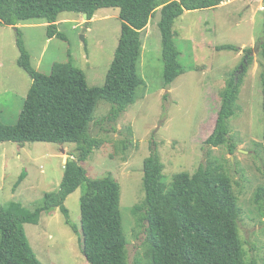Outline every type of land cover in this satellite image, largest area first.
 I'll use <instances>...</instances> for the list:
<instances>
[{"label": "rangeland", "instance_id": "obj_1", "mask_svg": "<svg viewBox=\"0 0 264 264\" xmlns=\"http://www.w3.org/2000/svg\"><path fill=\"white\" fill-rule=\"evenodd\" d=\"M263 8V0H229L214 8L185 11L173 26L185 72L170 85L164 81L158 10L141 33L138 69L145 82L137 89L136 101L118 119L109 118L113 103L104 99L98 102L89 133L104 143L82 164L89 177L110 175L120 183L128 264L145 251L147 222L141 220L142 211L136 208L145 197V158L157 150L168 183L174 174L194 173L206 162L205 140L216 125L220 92L248 53L253 62L248 64L237 112L229 119L238 147L235 154H230L227 146L214 147L213 158L230 174L239 197L243 210L239 230L247 262L264 264V205L256 201L258 187L264 186V52L258 47L264 32ZM119 14V8H101L90 21L84 14L63 12L58 29L67 39L49 38L45 20L21 21L17 26L37 70L49 75L55 62L71 60L82 69L89 85L102 86L119 44ZM222 44H235L239 51L217 49ZM246 48H252L251 52ZM19 56L16 28L1 26L0 113L7 124L18 122L32 85L30 75L17 63ZM76 148L75 143H0V207L21 202L25 213L41 205L46 192L60 188L64 158L76 154ZM22 174L25 178L19 181ZM85 191L84 183L65 203L78 225ZM25 230L43 264H90L81 236L66 223L60 209L43 212L39 222L26 223Z\"/></svg>", "mask_w": 264, "mask_h": 264}, {"label": "trees", "instance_id": "obj_2", "mask_svg": "<svg viewBox=\"0 0 264 264\" xmlns=\"http://www.w3.org/2000/svg\"><path fill=\"white\" fill-rule=\"evenodd\" d=\"M229 0H0V27L13 26L20 51L18 65L32 78L26 101L16 124H7L0 113V143L54 142L75 143L60 188L46 192L43 202L31 212L22 211V203L12 201L0 207V264H43L28 239L25 224H37L43 212L60 209L66 223L81 236L83 252L90 264H128L127 236L120 209L121 186L110 176L89 177L82 164L104 141L89 133L98 102L115 105L109 118L118 119L137 98V89L145 82L138 64L143 49L142 31L158 10L162 35L165 85L185 72L180 50L175 43L173 26L185 11L214 8ZM264 3V0H263ZM101 8H119L122 21L119 44L102 86L89 85L79 67L70 60L55 62L51 74L37 70L31 63L21 21L45 20L49 38L67 39L58 29L63 12L87 14L92 20ZM264 17V8H263ZM258 47L264 52V32ZM217 49L239 51L235 44ZM251 52L252 48H246ZM249 53L242 62L243 72L234 73L221 90V105L213 132L205 140L206 162L194 172L181 171L167 182L165 164L154 150L144 160L145 197L136 208L147 224L144 254L133 264H256L246 259L240 235L242 208L233 180L213 158V148L227 146L235 154L238 142L231 135L229 119L237 112L238 100L248 64ZM241 67H239V70ZM264 112V76H263ZM264 144V132L263 142ZM25 175H21L22 181ZM81 224L74 223L66 200L82 184ZM256 201L264 205V186H259ZM140 211V212H141Z\"/></svg>", "mask_w": 264, "mask_h": 264}, {"label": "water", "instance_id": "obj_3", "mask_svg": "<svg viewBox=\"0 0 264 264\" xmlns=\"http://www.w3.org/2000/svg\"><path fill=\"white\" fill-rule=\"evenodd\" d=\"M85 15V18L87 19V14H84ZM89 22H87V24H88ZM242 70H243V67L241 66V69L239 70V72L241 73L242 72ZM62 151H63V153L64 154H66V148H62ZM67 156H65V158H64V161H65V163L67 162Z\"/></svg>", "mask_w": 264, "mask_h": 264}, {"label": "crops", "instance_id": "obj_4", "mask_svg": "<svg viewBox=\"0 0 264 264\" xmlns=\"http://www.w3.org/2000/svg\"><path fill=\"white\" fill-rule=\"evenodd\" d=\"M94 19V18H93Z\"/></svg>", "mask_w": 264, "mask_h": 264}]
</instances>
